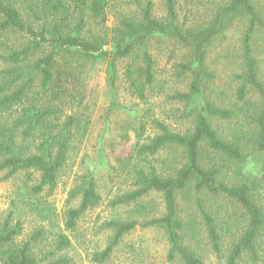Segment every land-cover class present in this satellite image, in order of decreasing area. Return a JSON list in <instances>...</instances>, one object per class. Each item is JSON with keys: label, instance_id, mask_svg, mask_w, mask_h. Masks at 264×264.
I'll return each instance as SVG.
<instances>
[{"label": "trees", "instance_id": "16d2710c", "mask_svg": "<svg viewBox=\"0 0 264 264\" xmlns=\"http://www.w3.org/2000/svg\"><path fill=\"white\" fill-rule=\"evenodd\" d=\"M255 1L225 0L209 22L197 26L179 22L176 0H166L167 18L162 20L153 16L149 3L140 19L123 17L110 30L105 26L110 0H0V64L3 65L0 68V173L5 174V179L20 172L40 173L35 194L47 186L55 187L82 123L85 128L89 124L78 113L68 114L61 125L59 122L67 104L75 107L88 104L91 94L86 93L83 84L85 75L96 71L99 65H107L108 84L116 96L118 63L132 57L141 58L143 63L128 66L126 77L132 93L145 99L154 83L155 65L148 44L155 38L174 41L192 51L193 65L189 67L194 75L192 92L179 95V98L200 100L197 123L192 132L181 134L171 131L162 122H155L159 133L147 139H143L147 131L145 123L139 122L135 128L129 127L132 125L124 127L122 138L130 142L128 130H131L137 142L131 157L119 161L125 169L131 160L145 162L164 147L175 146L184 149L186 163L175 175L167 177L155 171L147 172L144 166L135 164L130 171L135 176V188L117 196L113 205H127L153 192L161 193L166 213L141 226L164 230L170 243V262L204 264L202 257L186 244L183 231L192 227L179 217L177 203L178 193L186 192L195 182L197 192L224 195L239 205L247 216L246 225L240 230L237 228L231 236L226 263L239 264L247 256L253 264H259L264 260V195L261 192L264 181L245 175L241 168L249 157L264 162L261 155L264 153V83L258 78L257 61L251 47L256 27L264 23ZM244 16L249 18V27L243 42L245 72L236 76L241 82L237 96L239 101H246L247 90L251 87L259 94L261 105L252 118L251 128L236 130L228 138L222 137L213 127V120H229L233 111L218 109L213 103L204 101L203 80L213 77L206 68L208 49ZM91 23L96 24L99 34H91L94 30ZM10 35L28 37L30 41L15 47L10 41H3ZM86 132L83 131L84 135ZM205 150H211L220 161L206 163ZM229 163L236 168L237 180L233 184L224 181ZM71 194L73 198L81 195L79 207L67 213L66 227L73 231L82 215L100 203L101 196L93 175L83 179ZM199 205L213 249L220 254L226 232H230L226 229L228 224L218 220L219 213L208 211L202 202ZM1 215L0 212V261L3 264H39L32 245L43 232H36L30 241L18 245L16 239L20 232L18 227L11 225L12 214L4 220ZM139 224L109 223L108 227L115 231L113 245L97 254L95 261L104 263L113 246ZM71 246L69 236L59 233L55 248L44 258H52L48 264H70L58 254Z\"/></svg>", "mask_w": 264, "mask_h": 264}, {"label": "rangeland", "instance_id": "374dc122", "mask_svg": "<svg viewBox=\"0 0 264 264\" xmlns=\"http://www.w3.org/2000/svg\"><path fill=\"white\" fill-rule=\"evenodd\" d=\"M176 2L179 22L187 26H197L209 22L225 0ZM149 3L152 4V13L156 19L167 18L166 0H140L136 3L133 0H110L105 26L112 30L123 17L140 19L143 9ZM255 5L261 22L264 23V0H256ZM89 25L94 29L92 35L100 33L95 23ZM248 27V17L237 19L225 35L208 49L206 68L213 77L203 80L204 101L213 103L218 109L233 111V117L229 120H213V127L222 137L231 138L234 131L241 128L247 131L251 128L252 118L257 115L261 105L259 94L251 87L247 90L246 101H239L237 96L241 82L236 76L245 72L243 42ZM110 35L112 36V32ZM28 39L10 35L3 41H10L12 45L19 47L25 42L28 43ZM251 47L257 61L258 78L264 83V25L256 27ZM148 51L155 63L154 83L146 92L145 99L132 93L126 77L128 66L135 62L143 63L141 58L132 57L118 63L116 96L108 84L107 65H99L96 71L85 75L83 84L87 89L86 93L91 94L88 104L76 107L67 104L59 122L61 125L68 114L78 113L89 124L85 128L84 122L82 123L78 138L76 136L71 145L69 158L55 187L47 186L41 193L35 194L34 188L40 183V173L20 172L8 179H5L4 173H0L1 218L4 220L12 214L11 225L18 227L20 232L16 239L18 245L30 241L36 232H43L41 238L32 245L40 259L39 264L52 261V258L45 259L44 256L55 248L59 233L66 234L72 241L69 249L58 254L69 260L70 264H182L179 260H168L170 243L164 230L141 226L166 213V204L161 193L153 192L127 205H113L117 196L135 188L134 173L130 174L135 164L144 166L147 172L155 171L159 176L167 177L175 175L186 163L183 148L166 146L155 156L147 157L145 162L131 160L124 169L119 160L129 159L137 142L135 133L131 130H128L130 142L122 138L124 127L132 125L129 127L135 128L139 126V122L145 123L147 131L143 139H147L159 133L155 122H162L171 131L181 134L192 132L197 123L196 111L200 100L187 101L179 98V95L192 92L194 75L189 69L193 65L191 49L174 41L155 38L149 42ZM2 67L0 64V68ZM83 131L86 132L85 135ZM205 151L206 163L220 161L211 150ZM261 155L264 159V153ZM241 168L245 175L264 181V162L249 157ZM235 170L234 164L226 165L224 181L227 184H233L237 180ZM89 175L97 180L100 203L84 213L75 230L70 231L66 227L67 213L69 209L78 208L81 203V195L73 198L71 193ZM261 192L264 195V183ZM200 202L208 211L219 213L218 220L230 227H226L230 232H226L220 254L214 251L208 237ZM177 203L179 217L192 227L191 230L183 231L186 244L202 257L204 264H227L231 236L237 228L240 230L247 223L243 209L224 195L197 192L195 182L186 192L178 193ZM112 221L140 224L113 246L110 257L104 263H99L95 261V256L113 245L115 231L108 227ZM0 264L3 262L0 261ZM239 264L253 262L246 256ZM259 264H264V260Z\"/></svg>", "mask_w": 264, "mask_h": 264}]
</instances>
